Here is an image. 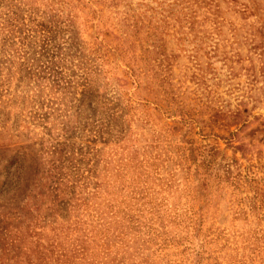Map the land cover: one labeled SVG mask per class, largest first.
I'll list each match as a JSON object with an SVG mask.
<instances>
[{"label": "rangeland", "instance_id": "374dc122", "mask_svg": "<svg viewBox=\"0 0 264 264\" xmlns=\"http://www.w3.org/2000/svg\"><path fill=\"white\" fill-rule=\"evenodd\" d=\"M109 208L123 264H264V0H0V264Z\"/></svg>", "mask_w": 264, "mask_h": 264}, {"label": "trees", "instance_id": "16d2710c", "mask_svg": "<svg viewBox=\"0 0 264 264\" xmlns=\"http://www.w3.org/2000/svg\"><path fill=\"white\" fill-rule=\"evenodd\" d=\"M87 3L91 5L90 9H92L93 12L92 16L95 15V17H97V13L99 12V18H101L102 10L93 9V3H91V1H87ZM112 4L116 5L119 4V2L116 1V4L112 2ZM120 27H122L119 31L121 33V30L125 28L124 23H122ZM134 28H136V26H134ZM136 35L137 34L129 33H126V37L119 35V38H121L120 43L115 46H111L109 43H104L102 45L107 50V53L112 49L117 50L120 47L125 46L129 49H133L132 44L136 43V40H134ZM128 40L131 42L130 47L126 43ZM156 42L157 41L154 40V44H156ZM99 45H101V43H99ZM122 50L126 49H120V52H122ZM131 72L133 71L131 70ZM54 169H56V167L52 168V171ZM58 176L59 179L57 182L51 179L56 185L55 192H57V195H55L57 198L53 200L54 202L66 204V207H70V210L73 207L74 211H86L89 208L90 202L93 201V198L96 195H99L98 193L102 189L101 184L95 182L93 184L94 191L87 196H81L78 198L79 203H75L74 196L76 194L75 187H77V185L73 184L72 186H69L70 182H64L60 179V176H62V169L59 170ZM94 178L97 177L95 176ZM86 179L90 180L91 177L88 176ZM197 187L198 186L196 185V188ZM72 202L74 204H72ZM75 208L77 209L75 210ZM49 210L52 211L53 208H50ZM94 211H97L96 216H92L96 218V223L90 224V229L85 230L86 232L79 230L78 227L74 226L72 230L76 233H81V235H77L72 239L69 236H66L65 240L60 239V235H55L56 238L48 235L45 236L48 237V239H44L47 243L45 246L34 245L31 248L24 247L23 239L25 237V232L20 231L19 227H16V233H11V237L8 238L9 241L7 242V247L4 248V253L10 254L9 260L14 262V264H30L32 263L30 260L31 257L32 259H35L34 264H123L121 258L118 256H114L113 258L110 256V248L111 245L118 243L116 241H118L121 235H124L123 230L126 228V222H132L133 219L126 218L120 208H109L107 211L96 209ZM158 214L160 213L154 211L156 217L159 216ZM130 218H132V215ZM74 224L77 225V223ZM71 226L73 225L71 224L69 228H71ZM26 230H28V233L30 234V232L33 231V228L30 227V225L29 227L27 225ZM156 234L162 238L166 233L163 231H157ZM192 236L193 234L191 237ZM188 239V236H183L177 239H172V242L176 241V243L183 245L185 242H188ZM62 241H64V243ZM65 241H67V245H65ZM183 249L184 251L191 250L192 255H198L197 250L192 247L191 243L189 245H184ZM46 253H51V256L46 255ZM5 259L6 258L2 259V264Z\"/></svg>", "mask_w": 264, "mask_h": 264}]
</instances>
